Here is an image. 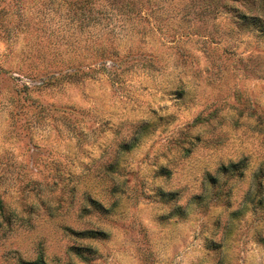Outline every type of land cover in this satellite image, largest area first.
<instances>
[{"label": "rangeland", "instance_id": "obj_1", "mask_svg": "<svg viewBox=\"0 0 264 264\" xmlns=\"http://www.w3.org/2000/svg\"><path fill=\"white\" fill-rule=\"evenodd\" d=\"M38 256L264 264V0H0V264Z\"/></svg>", "mask_w": 264, "mask_h": 264}, {"label": "trees", "instance_id": "obj_2", "mask_svg": "<svg viewBox=\"0 0 264 264\" xmlns=\"http://www.w3.org/2000/svg\"><path fill=\"white\" fill-rule=\"evenodd\" d=\"M242 16H244V12H240ZM21 264H47L43 258L40 256L36 257L34 260H23L21 261Z\"/></svg>", "mask_w": 264, "mask_h": 264}]
</instances>
